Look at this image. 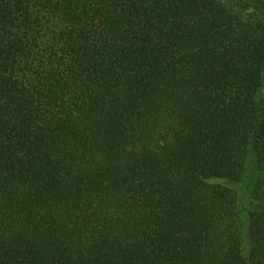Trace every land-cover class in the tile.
Wrapping results in <instances>:
<instances>
[{
    "label": "trees",
    "instance_id": "obj_1",
    "mask_svg": "<svg viewBox=\"0 0 264 264\" xmlns=\"http://www.w3.org/2000/svg\"><path fill=\"white\" fill-rule=\"evenodd\" d=\"M263 86L264 0H0V264H264Z\"/></svg>",
    "mask_w": 264,
    "mask_h": 264
},
{
    "label": "rangeland",
    "instance_id": "obj_2",
    "mask_svg": "<svg viewBox=\"0 0 264 264\" xmlns=\"http://www.w3.org/2000/svg\"><path fill=\"white\" fill-rule=\"evenodd\" d=\"M260 97L264 96V86L260 91ZM260 171L256 165V162L254 159H251L248 165V169L244 176L237 181H219L216 180L215 182H221L225 185L231 187L237 195L238 203H239V209L241 212V216L243 219V223L245 225V228L247 227V218H248V211L251 203V190L252 185L255 182V180L260 176ZM248 234L247 230L245 231V250L247 251L248 248Z\"/></svg>",
    "mask_w": 264,
    "mask_h": 264
}]
</instances>
